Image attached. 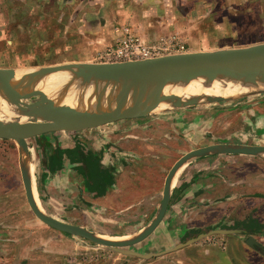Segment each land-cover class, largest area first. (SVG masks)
<instances>
[{"label": "crops", "instance_id": "0c3cea01", "mask_svg": "<svg viewBox=\"0 0 264 264\" xmlns=\"http://www.w3.org/2000/svg\"><path fill=\"white\" fill-rule=\"evenodd\" d=\"M212 1L60 0L59 9L66 15L59 22L67 30L69 48L106 50L116 44V29L121 26H130L146 41L172 36L182 41L192 22L201 21L204 9L210 12L217 5V0ZM230 103L188 107L35 138L30 155L31 165L36 166L39 207L61 222L101 230L109 239L137 236L153 221L163 199L166 169L150 163L153 146L168 145L176 134L187 139L193 149L214 144L264 146V95ZM140 129L146 132L140 134ZM150 141H155L152 147ZM140 146L150 152L143 153ZM151 165L157 167L153 187L140 193L138 183L143 173L149 177ZM175 181L162 223L142 242L152 248L146 254L158 256H130L127 259L135 261L115 264H195L200 255L212 262L209 249H222L232 239L239 243L246 239V244L264 257V155L199 158L187 164ZM31 211L27 217L34 227H29L22 215L6 226L8 230L0 231V264H102L113 259L109 252L47 226ZM0 219L6 221L7 217L1 214ZM4 225L0 221V226ZM109 229L120 231L107 233ZM214 231L230 234L214 235ZM203 234L212 235L173 250ZM214 238L212 243L201 242ZM137 252L145 255L142 250Z\"/></svg>", "mask_w": 264, "mask_h": 264}, {"label": "water", "instance_id": "95a60500", "mask_svg": "<svg viewBox=\"0 0 264 264\" xmlns=\"http://www.w3.org/2000/svg\"><path fill=\"white\" fill-rule=\"evenodd\" d=\"M68 65L87 67L88 75H84L77 82H69L63 78ZM247 75L259 84L264 82V42L246 47L188 52L137 62L0 68V95H30L33 101L41 104L40 108L26 114V120L18 125L0 120V140L17 143L27 201L43 223L59 232L88 240L113 252L151 259L158 255H144L129 248L149 238L162 223L179 172L190 162L209 156H261L264 155V146L214 144L187 153L170 170L165 181L163 199L153 221L137 236L114 240L84 227L56 220L41 210L34 194L33 175L30 172L31 142L50 133L81 132L122 120L172 113L203 103L226 102L231 97L186 94V90L190 85L204 79L215 81L230 76L240 80ZM53 77H59L57 83H52ZM106 79L114 81L113 88L107 94H102L101 87ZM258 93L243 95L255 96ZM41 116L44 118L39 121ZM212 234L230 232L214 231ZM212 234L200 235L173 250L187 247Z\"/></svg>", "mask_w": 264, "mask_h": 264}, {"label": "rangeland", "instance_id": "374dc122", "mask_svg": "<svg viewBox=\"0 0 264 264\" xmlns=\"http://www.w3.org/2000/svg\"><path fill=\"white\" fill-rule=\"evenodd\" d=\"M59 2L60 0H0V68H30L67 65L69 63L99 64L98 55L101 52L98 53V51L103 50L102 48H96V50L95 48H69L67 30L66 28L62 29L59 22V20L65 18L66 11L59 9ZM213 2L215 0L212 1V4ZM216 2L217 5H213L215 7L210 8V12H207L209 9H204L200 15L201 21L192 22L193 25L187 30V36L181 38L186 44L188 52L239 48L264 42V0H217ZM257 95H264V91L259 92ZM249 97L252 96L242 95L231 98L226 102L236 104ZM223 103L225 102L203 103L201 105L209 107ZM23 119L25 121L26 117ZM144 132L146 130L140 129L139 133ZM149 143L152 147L151 141ZM188 143L182 135L176 134L169 139L168 145L164 142L162 148L160 145L157 148L153 146V159L150 163H158L159 166L166 169L163 177L164 184L168 173L176 162L187 153L196 150L189 147ZM140 147L144 151L143 153L150 152L149 149ZM161 162L163 165H161ZM151 166H153V169L149 168V177L144 176L145 173H143V179L141 183H138L137 190L140 193L153 187L155 180L153 170L157 167L155 165ZM33 175L36 177V166H34ZM35 184L37 186L36 178ZM130 184L131 180L127 179L126 185L129 188ZM30 211L22 179L18 145L14 141L0 140V215L4 214V217H7L6 221L9 220L7 224L6 221L0 219L3 224H6L0 226V231L8 230L9 227L6 226L16 223L15 220L22 215L26 217V224L29 227H34L29 224L27 217ZM10 219L13 220L11 223ZM91 231L104 235L101 230ZM105 231L111 233L120 230L109 229ZM6 233L10 235V233ZM29 234L32 235L33 233L30 232ZM36 235L40 236L41 232L36 231ZM104 237L109 239L110 236ZM132 237L134 236L126 238ZM126 238L115 239L125 240ZM211 239L201 242L212 243V241H215V238ZM75 240L83 241L90 247L97 246L101 250L112 254L113 259L116 260H104L105 262H102V264H115L120 260L135 261L127 259L132 258L130 256L110 251L88 240L79 237H76ZM242 240L243 243H239L236 239H232L228 242V245L225 242L226 244L222 249L212 246L213 248L209 251L210 256L214 257V259L212 258L213 261L210 262V260L199 254L200 256L197 255V257L200 258L195 264H264L262 254L257 249L248 246L245 242L246 239ZM144 246L139 243L130 247L129 250L135 252L142 250L145 254L152 250L150 245L149 247ZM10 264L14 263L11 261Z\"/></svg>", "mask_w": 264, "mask_h": 264}, {"label": "bare ground", "instance_id": "6f19581e", "mask_svg": "<svg viewBox=\"0 0 264 264\" xmlns=\"http://www.w3.org/2000/svg\"><path fill=\"white\" fill-rule=\"evenodd\" d=\"M88 72L89 69L87 67H69L68 65L65 69V75H63V78L69 82H77L78 79L84 77V75H86ZM58 78L59 77H53L51 79L52 83H57ZM113 84L114 81H112L111 79H106L101 87L102 94H107L108 92H110L113 88ZM263 91L264 82L262 84H259L255 82L251 76L247 75L240 80H236L230 76H224L221 79L215 81H207L204 79L190 85L186 90V94H206L209 96H224L236 98L246 93ZM40 106V102L33 101L30 95L14 97L9 94H2L0 95V120L12 122L15 125H18L23 122V118L26 116V114L33 112L35 108L38 109L40 108ZM43 118L44 116H41L39 121H41ZM30 172L32 175L34 174L33 164L30 166ZM33 185L34 194L36 199L38 200V190L34 181V175Z\"/></svg>", "mask_w": 264, "mask_h": 264}, {"label": "built area", "instance_id": "2783aa9c", "mask_svg": "<svg viewBox=\"0 0 264 264\" xmlns=\"http://www.w3.org/2000/svg\"><path fill=\"white\" fill-rule=\"evenodd\" d=\"M116 32V44L98 55L99 63L137 62L188 53L186 44L175 36L146 41L130 26H121Z\"/></svg>", "mask_w": 264, "mask_h": 264}]
</instances>
